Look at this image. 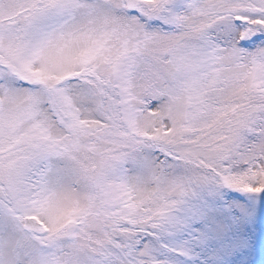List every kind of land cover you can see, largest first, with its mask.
Here are the masks:
<instances>
[{
    "label": "snow or ice",
    "instance_id": "snow-or-ice-1",
    "mask_svg": "<svg viewBox=\"0 0 264 264\" xmlns=\"http://www.w3.org/2000/svg\"><path fill=\"white\" fill-rule=\"evenodd\" d=\"M0 264H264V0H0Z\"/></svg>",
    "mask_w": 264,
    "mask_h": 264
}]
</instances>
